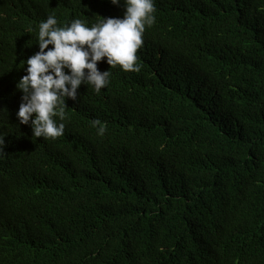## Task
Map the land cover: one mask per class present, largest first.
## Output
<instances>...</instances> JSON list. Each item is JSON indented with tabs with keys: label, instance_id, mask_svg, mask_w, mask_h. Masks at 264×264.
Segmentation results:
<instances>
[{
	"label": "trees",
	"instance_id": "16d2710c",
	"mask_svg": "<svg viewBox=\"0 0 264 264\" xmlns=\"http://www.w3.org/2000/svg\"><path fill=\"white\" fill-rule=\"evenodd\" d=\"M154 3L140 71L98 62L109 84L56 118L57 138L16 116L39 51L22 30L122 18L124 2L0 21V264H264V0Z\"/></svg>",
	"mask_w": 264,
	"mask_h": 264
},
{
	"label": "clouds",
	"instance_id": "9594fccd",
	"mask_svg": "<svg viewBox=\"0 0 264 264\" xmlns=\"http://www.w3.org/2000/svg\"><path fill=\"white\" fill-rule=\"evenodd\" d=\"M46 0H0V21L18 24L25 10L31 5L42 8ZM119 5L121 0H110ZM122 18H102L89 26L79 18L63 21L45 15L34 26L22 30L24 36L37 35L39 51L28 58L26 75L17 82L23 94L16 116L25 130L36 138H57L64 134L68 110L74 112L84 91L92 86L96 93L109 84L110 70L101 72L98 62L105 61L110 69L119 65L124 71L139 72L137 51L142 46L146 26L155 22L154 0H123ZM22 39L23 36H22ZM143 44V45H142ZM52 47H49V46ZM140 51V52H141ZM28 58V59H27ZM101 125L100 120L92 121ZM99 134L104 127L100 126ZM4 137H0V151ZM26 264V263H25Z\"/></svg>",
	"mask_w": 264,
	"mask_h": 264
}]
</instances>
